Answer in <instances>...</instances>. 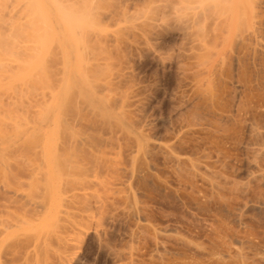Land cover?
<instances>
[{
  "label": "rangeland",
  "instance_id": "obj_1",
  "mask_svg": "<svg viewBox=\"0 0 264 264\" xmlns=\"http://www.w3.org/2000/svg\"><path fill=\"white\" fill-rule=\"evenodd\" d=\"M17 1L0 0L20 47L0 39V142L42 111L48 142L66 116L87 143L59 175L33 137L0 151V264H264V0Z\"/></svg>",
  "mask_w": 264,
  "mask_h": 264
},
{
  "label": "bare ground",
  "instance_id": "obj_2",
  "mask_svg": "<svg viewBox=\"0 0 264 264\" xmlns=\"http://www.w3.org/2000/svg\"><path fill=\"white\" fill-rule=\"evenodd\" d=\"M16 1H17V0H16ZM18 1H19V0H18ZM18 1H17V2H18ZM46 1H47V0H46ZM59 1H60V0H59ZM59 1H58V2H59ZM11 2H12V0H11ZM14 2H15V0H14ZM23 2H24V1H23ZM37 2H39V0H38ZM56 2H57V1H56ZM58 2H57V3H58ZM94 2H95V1H94ZM18 3H19V2H18ZM25 3H26V2H25ZM27 3H28V1H27ZM31 3H33V2H31ZM48 3H50V2H48ZM122 3H123V2H122ZM229 3H230V2H229ZM232 3H233V2H232ZM9 4H10V3H9ZM11 4H12V3H11ZM38 4H39V3H38ZM29 5H30V4H29ZM50 5H51V4H50ZM58 5H59V6H58L57 8H59V9H61L60 6L63 7L62 3L60 4V2L58 3ZM85 5H86V4H85ZM12 6H13V4H12ZM30 6L33 7V6H35V5H33V6L30 5ZM51 6H52V5H51ZM64 6H65V5H64ZM13 7H14V6H13ZM13 7H12V8H13ZM15 7H16V6H15ZM18 7H20V6L18 5ZM21 7H22V6H21ZM21 7H20V9H21ZM86 7H87V6H86ZM36 8H37V6H36ZM63 8L66 10V12H65V11H64V12L61 11V12H62V13H66V14L69 15V16H68V15L66 16V14H64L66 17H68V18H67L68 21H69V19L71 18V15H72V19H70V22H72V20H73V21H75V22H73V23H77V24H78V21H79V20H76L77 18L79 19V17H77L78 14H76L75 12L72 13V12H70V11H67V10H68V9H67V6H66V8H65V7H63ZM63 8H62L61 10H63ZM0 9H1V8H0ZM25 9H26V8H25ZM28 9H29V8H28ZM13 10H14V9H13ZM17 10H18V8H17ZM30 10H31V9H30ZM40 10H41V7H40ZM88 10H89V8H88ZM88 10H87V11H88ZM15 11H16V10H15ZM90 11H91V10H90ZM117 11H118V10H117ZM41 12H43V10H41ZM119 12H120V11H119ZM3 13H4V12H3ZM9 13H10V12H9ZM71 13H72V14H71ZM80 13H81V12H80ZM85 13H86V12H85ZM87 13H88V12H87ZM121 13H122V12H121ZM1 14H2V13H1ZM7 14H8V13H7ZM12 14H13V13H12ZM12 14H11V16H13ZM115 14H116V13H115ZM4 15H5V13H4ZM4 15H3V16H4ZM14 15H16L15 12H14ZM30 15H31V14H30ZM62 15H63V14H62ZM74 15H75V18H76L75 20H74ZM79 15H80V14H79ZM85 15H86V14H85ZM85 15H83V16H85ZM87 15H88L87 18H89V14H87ZM9 16H10V15H9ZM19 16H20V15H19ZM34 16H35V15H34ZM0 17H1V16H0ZM6 17H7V16H6ZM13 17H14V16H13ZM15 17H17V16H15ZM25 17H26V16H25ZM37 17H39V16H37ZM66 17H65V18H66ZM81 17H82V16H81ZM189 17H190V16H189ZM1 18L3 19V17H1ZM1 18H0V20H1ZM9 18H10V17H9ZM31 18H32V17H31ZM52 18H53V17H52ZM52 18H51V19H52ZM65 18H64V19H65ZM82 18H83V17H82ZM6 19H7V18H6ZM6 19H5V20H6ZM18 19H19V18H18ZM3 20H4V19H3ZM3 20H2V21H3ZM80 20H81V21H82V20L84 21V19H80ZM18 21H19V20H18ZM48 21H49V20H48ZM52 21H53V20H52ZM5 22H6V21H5ZM5 22H4V23H5ZM9 22H10V21H9ZM32 22H33V21H32ZM4 23L2 22L1 25L4 24ZM15 23H16V22H15ZM39 23H40V22H39ZM56 23H57V22H56ZM85 23H86V22H85ZM5 24H6V23H5ZM34 24H35V23H34ZM6 25H7V24H6ZM6 25H4L3 27H5ZM21 25H22V24H21ZM23 25H24V24H23ZM78 25H79V24H78ZM35 26H37V22H36ZM42 26H44V24H42ZM42 26H41V27H42ZM69 26H70V25H69ZM8 27H9V25L7 26V28H8ZM16 27H17V26H16ZM41 27H40V28H41ZM44 27H45V26H44ZM18 28H19V26H18ZM37 28H39V27L37 26ZM40 28H39V29H40ZM50 28H51V27H50ZM3 29H4V28H2L1 30H3ZM5 29H6V28H5ZM8 29H10V28H8ZM8 29H6V30H8ZM14 29H15V28H14ZM1 30H0V31H1ZM11 30H13V29H11ZM42 30H43V29H42ZM42 30H41V31H42ZM44 30H45V29H44ZM56 30H57V29H56ZM3 31H5V30H3ZM13 31H14V30H13ZM16 31H17V30H16ZM49 31H50V30H49ZM8 32H9V31H8ZM11 32H12V31H11ZM14 32H15V31H14ZM32 32H33V31H32ZM2 33H3V32H2ZM25 33H26V32H25ZM57 33H58V32H57ZM71 33H73V32L71 31ZM12 34H13V33H12ZM18 34H19V33H18ZM20 34H21V32H20ZM20 34H19V35H20ZM60 34H61V33H60ZM5 35H6V34H5ZM15 35H17V34H15ZM47 35H48V34H47ZM67 35H68V34H67ZM73 35H74V34H73ZM21 36H22V35H21ZM21 36H20V37H21ZM23 36H24V35H23ZM25 36H26V35H25ZM43 36H44V34H43ZM1 37H3L4 39L1 38ZM10 37H11V36H10ZM10 37H9V38H7V36L4 37V36L1 34L0 39L3 40V42H4L5 39L8 41V40L10 39ZM46 37H47V36H46ZM59 37H60V36H59ZM16 38H17V37H16ZM18 38H19V37H18ZM54 38H55V37H54ZM61 38H62V37H61ZM64 38H65V37H64ZM12 39L14 40L13 37H12ZM22 39H23V38H22ZM35 39H36V38H35ZM49 39H50V38H48L47 40H49ZM66 39H67V38H66ZM84 39H85V38H84ZM1 40H0V41H1ZM6 40H5V44L7 43ZM25 40H26V39H25ZM44 40H45V39H44ZM75 40H76V39H75ZM14 41H15V40H14ZM20 41H21V40H20ZM22 41H23V40H22ZM49 41H50V40H49ZM49 41H47V42L49 43ZM8 42H9V41H8ZM26 42H27V41H26ZM30 42H31V41H30ZM54 42H56V41L54 40ZM84 42H85V41H84ZM44 43H45V42H44ZM71 43H72V42H71ZM2 44L4 45V43H1V42H0V46H1L2 49H3V50H2L1 47H0V51H2V52H0V54L3 55V57H2V55H0V56H1V57H0V62H4V61H5V63H6L5 66H6V65H7V60H8V61L11 60V59L9 60V58H11V57H8V56H6V55L9 54V53L12 54L13 52H10V51L14 50V52H16V53H13L12 57L14 56V54H15V56H16V54H17L18 51L20 50V47H18V45H16V44H14V45L12 46L13 42L11 43V39H10V43H9V44H11V45H7V47H8V46H9V47H8V48L6 47V48L9 49V50L11 49V50L8 51V53H7V52H6V51H7L6 48H4L6 45L3 46ZM18 44H20V43L18 42ZM21 44H22V43H21ZM24 44H25V43H24ZM42 44H43V43H42ZM52 44H54V43H52ZM56 44H57V43H56ZM32 45H33V44H32ZM37 45H38V44H37ZM45 45H46V44H45ZM54 45H55V44H54ZM71 45L73 46V44H71ZM11 46H12V47H11ZM15 46H17L18 49H16L17 47L14 49ZM42 46H44V45H42ZM57 46H58V45H57ZM24 47H25V46H24ZM36 47H37V46H36ZM58 47H59V46H58ZM68 47H69V46H68ZM70 47H71V46H70ZM29 48H30V47H29ZM37 48H38V47H37ZM50 48H52V47H50ZM4 49H5L6 51H5ZM35 49H36V48H35ZM38 49H39V48H38ZM54 49H55V48H54ZM56 49H57V48H56ZM56 49H55V50H56ZM73 49H74V48H73ZM16 50H17V51H16ZM22 50H23V49H22ZM24 51H25V50H24ZM34 51H35V50H34ZM37 51H38V50H37ZM39 51H40V50H39ZM50 51H51V50H50ZM56 51H57V50H56ZM60 51H61V50H60ZM4 52H5L6 55L4 54ZM21 52H22V51H21ZM26 52H27V51H26ZM35 53H37V52L35 51ZM38 53H39V52H38ZM38 53H37L36 55H38ZM52 53H53V52H52ZM60 53H61V52H60ZM24 54H25V53H24ZM67 54H68V52H67ZM17 55H18V54H17ZM32 55H34V53H33ZM53 55H54V54H53ZM5 56H6V57H5ZM9 56H11V55H9ZM50 56H51V55H50ZM60 56H61V55H60ZM30 57H31V56H30ZM35 57H36V56H35ZM52 57H53V56H52ZM56 57H57V55H56ZM56 57H55V58H56ZM3 58H4V61H3ZM7 58H8V59H7ZM13 58H15V57H13ZM13 58H12V59H13ZM18 58H20V57H18ZM31 58H32V57H31ZM40 58H41V57H40ZM65 58H66V57H65ZM1 59H2V60H1ZM5 59H7V60H5ZM46 59H47V58H46ZM49 59H50V57H49ZM57 59H58V58H57ZM31 60H32V59H31ZM31 60H30V61H31ZM47 60H48V59H47ZM50 60H51V59H50ZM61 60H62V58H61ZM52 61H54V60H52ZM71 61H72V60H71ZM67 62H69V60H68ZM48 63H50V62H48ZM71 63H73V62H71ZM2 64H3V63H0V66H2ZM56 64H57V63H56ZM61 64H62V63H61ZM61 64H60V65L58 64V65L61 66ZM69 64H70V62L68 63V65H69ZM42 65H43V63H42ZM3 66H4V65H3ZM8 66H10V65H8ZM40 66H41V65H40ZM50 66H51V65H50ZM59 66H57V67H59ZM70 66H72V65H70ZM70 66H69V67H70ZM13 67H14V66H13ZM41 67H43V66H41ZM55 68H56V67H55ZM61 68H62V67H61ZM66 68H67V67H66ZM26 69H27V68H26ZM40 69H41V68H40ZM53 70H54V69H53ZM66 70H67V69H66ZM72 70H74V69H72ZM44 71H45V70H44ZM49 71H50V68L48 69L47 72H49ZM51 71H52V70H51ZM58 71H59V70H58ZM70 71H71V70H70ZM70 71H69V72H70ZM17 72H18V71H17ZM52 72H54V71H52ZM55 72H56V71H55ZM61 72H62V71H61ZM5 73H6V72H5ZM11 73H12V72H11ZM65 73H66V71H65ZM75 73H76V72H75ZM78 73H79V72H78ZM78 73H77V74H78ZM37 74H38V73H37ZM46 74H47V73H46ZM46 74H45V75H46ZM54 74H55V73H54ZM60 74H61V73H60ZM86 74H87V73H86ZM52 75H53V73H52ZM52 75H51V76H52ZM69 75H70V74H69ZM84 75H85V74H84ZM87 75H88V74H87ZM57 76H58V75H57ZM57 76H56L55 78H57ZM72 76H73V75H72ZM79 76H80V75L78 74V77H79ZM81 76H82V75H81ZM58 77H60V76H58ZM61 77H62V76H61ZM85 77H86V79H87V76H84V78H83V76H82L83 79H85ZM88 77H89V76H88ZM48 78H50V77H48ZM51 78H52V77H51ZM53 78H54V77H53ZM67 78H68V77H67ZM80 78H81V77H80ZM82 78H81V80H83ZM29 79H30V78H29ZM32 79H33V78H32ZM46 79H47V78H46ZM69 79L71 80L70 77H69ZM51 80H52V79H51ZM61 80H62V79H61ZM64 80H65V79H64ZM38 81H40V80H38ZM46 81H47V80H46ZM54 81H56V80H54ZM58 81H60V80H58ZM72 81H73V80H72ZM72 81H71V82H72ZM83 81H84V80H83ZM83 81H82V84H85L86 81H84V82H83ZM88 81L90 82V80H88ZM25 82H26V81H25ZM29 82H31V81H29ZM76 82H77V81H76ZM39 83H40V82H39ZM50 83H51V82H50ZM52 83H53V81H52ZM57 83H60V82H57ZM68 83H69V82H68ZM68 83L65 82V84H68ZM20 84H21V83H20ZM63 84H64V83H63ZM65 84H64L63 86H65ZM26 85H27V84H26ZM37 85H38V84H37ZM48 85H49V84H48ZM50 85H51V84H50ZM68 85H69V84H68ZM68 85H67V86H68ZM85 85L88 87V86H89V85H88V82H87ZM85 85H84V86H85ZM91 85H92V83L90 84V86H91ZM40 86H41V85H40ZM45 86H46V85H45ZM45 86H44V88H45ZM74 86H76L75 83H74ZM47 87H48V86H47ZM50 87H52V86H50ZM57 87H58V86H57ZM59 87H60V86H59ZM82 87H83V86H82ZM82 87H81V85H80L81 91H79V92H82V93H83V91H82V90H83ZM87 87H85V88H87ZM91 87H93V86H91ZM25 88H26V87H25ZM63 88H65V87H63ZM66 88H67V87H66ZM69 88H70V86H68V89H69ZM71 88H73V87L71 86ZM80 88L78 87V88H73V89L78 90V89H80ZM95 88H96V86H95ZM36 89H37V88H36ZM56 89H57V88H56ZM73 89L68 90L69 92L67 91V92L69 93L68 95L70 96L69 98H68V95H67V98H65L66 96H65L64 94L61 93V94H62L61 96H62V98L64 97V100H63V101H60V102H61V107H62V108H60V109H61V113H60V115H61L62 113L65 114L67 111H69V110H67V109H68V105L70 104L69 99H70V98H73V97H76V94H73V96H71L72 93H74V91H75V90H73ZM90 89H91V88H90ZM90 89H89V87H88L87 90H85V91H88V90H90ZM97 89H98V88H96V90H97ZM41 90H42V89H41ZM45 90H47V89H45ZM72 90H73V92H72ZM92 90H93V89H92ZM101 90H102V89H101ZM32 91H33V90H32ZM51 91H52V90H51ZM61 91H62V90H61ZM70 91H71L72 93H71ZM85 91H84V92H85ZM97 91H98V90H97ZM97 91H96V93H98ZM41 92H42V91H41ZM49 92H50V89H49ZM49 92H48V93H49ZM62 92H63V91H62ZM65 92H66V91H65ZM65 92H64V93H65ZM91 92H93V93L95 94V91H91ZM99 92H100V90H99ZM101 92H102V91H101ZM38 93H39V92H38ZM75 93H76V92H75ZM87 93H89V92H87ZM40 94H41V93H40ZM50 94H52V92H51ZM66 94H67V93H66ZM77 94H78V93H77ZM83 94H84V93H83ZM36 95H37V94H36ZM42 95H43V94H42ZM47 95H48V94H47ZM87 95H88V94H87ZM87 95H86V96H87ZM95 95H96V94H95ZM95 95H94V96H95ZM97 95L99 96V94H97ZM97 95H96V96H97ZM25 96H26V95H25ZM33 96H35V95H33ZM39 96H40V95H39ZM39 96H37V97H39ZM98 96H97V101H96L98 104H96V102L93 101V100H96V99H93V100L91 99L90 102L93 101V104L95 103L96 105H98V107H102L103 105H104V107H105V104H102L101 106L99 105L100 102H99L98 100L101 99V98H98ZM18 97H19V96H18ZM20 97H21V96H20ZM40 97H41V96H40ZM43 97H44V95H43ZM49 97H50V96H49ZM56 97H57V96H56ZM92 97H93V95H92ZM47 98H48V97H47ZM60 98H61V97H60ZM88 98H89V96H88ZM88 98H86V99L88 100ZM90 98H91V95H90ZM90 98H89V99H90ZM39 99H40V98H39ZM76 99H77V97H76ZM0 100H1V99H0ZM19 100H20V99H19ZM19 100H18V101H19ZM35 100H36V99H35ZM43 100H44V98H43ZM45 100H46V99H45ZM74 100H75V99H74ZM74 100H72V101H74ZM10 101H11V100H10ZM23 101H24V100H23ZM48 101H49V100H48ZM2 102H4V101H2ZM12 102H13V101H12ZM12 102H11V103H12ZM33 102H34V101H33ZM33 102H32V103H33ZM44 102H45V101H44ZM76 102H77V101H76ZM47 103H48V102H47ZM51 103H52V101H51ZM67 103H69V104H67ZM73 103H74V102H73ZM86 103H87V102H86ZM101 103H102V102H101ZM15 104H16V102H15ZM35 104H36V103H35ZM39 104H40V103H39ZM45 104H46V103H45ZM53 104H54V103H53ZM53 104H52V105H53ZM77 104H78V103H77ZM77 104H76V105H77ZM12 105H13V104H12ZM12 105H11V106H12ZM47 105H48V104H46V107H48ZM72 105H73V104H72ZM79 105H80V103H79ZM2 106H3V105H2ZM14 106H15V105H14ZM88 106H89V104H88ZM110 106H111V105H110ZM5 107H6V104H5ZM16 107H17V106H16ZM21 107H22V106H21ZM39 107H40V106H39ZM46 107H45V108H46ZM50 107H51V104H50ZM74 107L76 108V106H74ZM74 107H73V108H74ZM42 108H44V107L42 106ZM45 108L43 109V111L45 110ZM58 108H59V105H58ZM65 108H66V110H65ZM73 108H72V109H73ZM28 109H29V108H28ZM32 109L35 110V109L33 108V106H32ZM69 109H71V108H69ZM77 109H78V105H77V108H76L75 110L77 111ZM25 110H26V109H25ZM37 110H38V109H37ZM39 110H40V109H39ZM48 110H49V107H48ZM73 110H74V109H73ZM80 110H81V109H80ZM62 111H63V112H62ZM33 112H35V111H33ZM64 112H65V113H64ZM70 112H71V111H70ZM55 113H57V112H55ZM67 113H69V112H67ZM73 113H74V112H73ZM76 113H77V112H76ZM79 113H80V112H79ZM1 114H2V113H1ZM41 114H42V116L44 115V117L46 116V117L44 118V120H42V119H43V118H41L42 116L39 117V118L43 121V123H41V120L39 121V120H37V119H36V122L34 121V123H36V124L38 123L37 125H39V126H36V124H30V123L32 122L33 119H28V118H27V119L29 120V122H30V120H31V122L29 123L28 120L25 118V119H26L25 122L27 121L28 123L26 124V123L24 122L25 125L22 126V128H21V124H22L23 122H22V123H18V125H17V129H18L19 126H20L19 128H21V129H20L19 131H18V130H15V132H16V133L18 132V133H17V134L15 133L16 135H15V136L13 135L14 137H8V136L10 135V133L8 134V136H5V135H4V136L1 138L2 141L0 142V151H6V150H8V149L14 147L15 145H17V144L20 142L21 139H23V138H25V137L27 138V139L25 138V139H26V142L30 140V139L28 140L29 137H31V139H32V137H33L32 141H33L34 144H35V143H39V144L41 143V144L39 145V147L42 148V153H44V154H42L43 156L46 155V153H47V155H48L49 152L54 151L53 154H52V158H54V160H55L56 163H57V164L54 165V166H56L55 169L59 170V171L56 170V171H57L56 174H58V173H61V174H62L63 172L66 173V171H67L68 169H70L72 172H73V170L75 169V172H76L77 165L79 166V162H80V160H79V158H80V153H79L78 151H75V150L78 148L77 146H76V149H75V150L73 149V148L75 147L74 144H77V145L79 144L80 147H81V146L83 147L84 145H83V144L81 145L80 143H82L83 140H87V139H86V138H85V139L81 138L82 140H80V138L76 137V136L73 134V132H72V128H71V127H73V126H71V125H72L71 123H73V122L70 121V122H71V123H70V122L68 121V119H67V121H66V116H63V117H65V118H63V117H61L62 119L59 118V119H60V123L62 124V125H61L62 127L59 126L60 128L58 129V134H57L58 136L56 135L57 138H54V139H57V141L55 142V141H53L54 139H53V140L51 139L52 141L49 140V142H48V139H46V137H48L47 135H48L50 132H53L55 129L58 128V126H57L58 121H56V119L54 118L55 115H54L53 117H51V116H52V115H51V114H52L51 112L48 113V114H47V112H45V114H43L42 111H41ZM63 114H62V115H63ZM75 115H77V114H75ZM34 116H35V115H34ZM56 116H57V115H56ZM68 116H70V115H68ZM35 117H36V116H35ZM58 117H59V116H58ZM70 117H71V116H70ZM70 117H69V118H70ZM78 117H79V116H78ZM29 118H30V117H29ZM37 118H38V117H37ZM39 118H38V119H39ZM71 118H72V117H71ZM76 118H77V117H76ZM19 119H20V118H19ZM59 119H58V120H59ZM82 120H83V116H82ZM111 120H112V119H111ZM15 121H16V120H15ZM73 121H74V120H73ZM18 122H19V121H18ZM67 122H68V123H67ZM24 123H23V124H24ZM40 123H41V124H40ZM60 123H59V125H60ZM74 123H75V122H74ZM74 123H73V124H74ZM80 123H81V121H80ZM1 124H2V122H1ZM1 124H0V125H1ZM16 124H17V123H16ZM16 124H14V125H16ZM19 124H20V125H19ZM76 124H77V123H76ZM3 125H4V123H3ZM116 125H117V124H116ZM56 126H57V128H56ZM82 126H83V125H82ZM122 126H123V125H122ZM15 128H16V127H15ZM73 128H74V127H73ZM76 129H77V128H76ZM78 129H80V128L78 127ZM128 129H129V128H128ZM55 131H56V130H55ZM77 132H78V131H77ZM79 132H80V131H79ZM1 134H2V133H1ZM4 134H5V133H4ZM11 134H12V133H11ZM37 134H38L41 138H40ZM50 134H51V133H50ZM55 134H56V133H55ZM55 134H54V135H55ZM78 134H79V133H78ZM51 135H52V134H51ZM54 135L52 136V138L54 137ZM10 136H11V135H10ZM35 136H37V138H39V139H37ZM81 137H83V136H81ZM45 139H46L47 141H44ZM78 139H79V141H81L80 143H79ZM68 140H69V143H68ZM30 141H31V140H30ZM142 141H143V140H142ZM144 141H145V140H144ZM83 142H84V143H87V142H85V141H83ZM28 143L31 144V142H28ZM70 143H71V144H70ZM72 143H73V145H72ZM34 144H33V145H34ZM67 144H68V145H72V146H68ZM140 145H141V144H140ZM35 146L38 147V145H36V144H35ZM67 146H68V148H67ZM36 147H35V149H36ZM39 147L37 148V150L40 149V151H41V148H39ZM69 147H73V148H72L73 150H72L71 148H69ZM80 147H79L77 150H80V151H81ZM142 147H143V146H142ZM64 148H66V150H65L66 152H67L68 150H69V152L71 151V152H70L71 154H70L69 152H67L68 155L65 154L66 152L63 150ZM15 149H16V147H15ZM23 149H24V148H23ZM60 149L62 150L61 152H59ZM70 149H71V150H70ZM82 149H83V148H82ZM37 150H36V151H37ZM139 150H140V149H139ZM10 151H11V150H10ZM141 151H142V150H141ZM63 152H64V153H63ZM40 153H41V152H40ZM10 154H12V153H10ZM10 154H9V155H10ZM13 154H14V153H13ZM63 154H64V155H63ZM69 154H70V155H69ZM50 155H51V154H50ZM66 155H67V156H66ZM2 156H3V155H2ZM3 157H4V156H3ZM3 157H1V158H2V159H1L2 162L0 161V162H1V165H0V166L2 167V168L0 167V170H1V172H0V176L2 177V181H1L2 183H0V184H3V183H5V182H7L8 177L11 176V175H9V173H10L9 171H10V170L7 171V170L5 169V166L2 165V164H5V162L8 163V161H5L6 158H5V157L3 158ZM50 157H51V156H50ZM16 158L19 159V157H16ZM4 159H5V160H4ZM3 160H4L5 162H3ZM54 160H53V161H54ZM43 163H44V162H43ZM8 164H9V163H8ZM5 165H6V168H7L8 165H7V164H5ZM3 166H4V167H3ZM71 167H73L74 169H71ZM75 167H76V168H75ZM78 168H79V167H78ZM7 169H9V168H7ZM10 169H11V168H10ZM32 170H33V167H32ZM43 170H44V169H43ZM70 170H68V171H70ZM96 170H97V169H96ZM33 171H34V170H33ZM40 171H41V170H40ZM44 171H45V170H44ZM71 171H70V172H71ZM77 171H78V170H77ZM97 171H98V170H97ZM12 172H13V171H12ZM45 172H46V171H45ZM45 172L42 171L43 174H44ZM30 173H32V172H30ZM39 173H40V172H39ZM64 173H63V174H64ZM67 173H68V172H67ZM76 173H77V172H76ZM10 174H12V173H10ZM14 174H15V173L13 172V177H14ZM40 174H41V173H40ZM56 174H55V175H56ZM44 175H45V174H44ZM46 175H47V174H46ZM58 175H59V174H58ZM70 175H71V174H70ZM16 176H17V175H15V177H16ZM30 176H33V175H30ZM96 176H97V175H96ZM11 177H12V176H11ZM33 177H34V179H35L36 176H33ZM44 177L46 178V176H44ZM72 177H73V176H72ZM45 178H44V179H45ZM57 178H58V177H57ZM53 179H54V178H53V175H52V176H51V180H50V182H49L47 185L45 184L46 186H44V187L42 186V187H43V191H44L43 194L46 195V197L43 198V201H42V202H43L46 206H48V207L50 208V210L52 209V207H53V202H54V200H55V198L51 199V198H52V197H51L52 184H54V180H53ZM35 180H36V179H35ZM58 180H59V179H58ZM31 181H32V180H31ZM42 181H43V180H42ZM45 181H46V179H45ZM47 181H48V179H47ZM55 181H56V180H55ZM30 183H31V182H30ZM32 183H33V182H32ZM35 183H36V182H35ZM55 183H57V182H55ZM9 184H10V183H9ZM33 184H34V183H33ZM39 185H40V184H39ZM6 186H7V184H6ZM8 186H12V185H8ZM17 186H18V188H20L19 184H18ZM14 187H15V186H14ZM18 188H16V189L14 188V189H15V190H14V194H15V195L19 194V196H20L19 190H21V188H20V189H18ZM4 189H5V188H4ZM54 190H55V189H54ZM11 192L13 193V191H11ZM55 193H57V192H55ZM15 195H14V196H15ZM14 198H16V197H14ZM18 198H19V197H18ZM15 200H16V199H15ZM137 215H138V214H137Z\"/></svg>",
  "mask_w": 264,
  "mask_h": 264
}]
</instances>
